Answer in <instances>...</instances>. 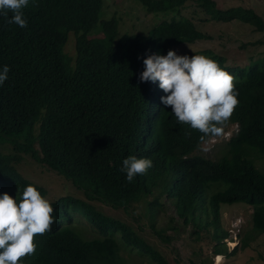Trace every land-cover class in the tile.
Here are the masks:
<instances>
[{"label":"trees","instance_id":"1","mask_svg":"<svg viewBox=\"0 0 264 264\" xmlns=\"http://www.w3.org/2000/svg\"><path fill=\"white\" fill-rule=\"evenodd\" d=\"M141 1L149 11L174 14L147 34H119L117 18L103 17L104 0H30L24 28L6 25L0 17V70L4 65L11 69L0 85V194L16 197L33 183L46 195L45 186L18 168L28 154L64 175L85 197L65 194L53 200L57 223L36 237L35 254L21 264H127L125 249L167 264L129 223L104 213L91 199L128 209L154 194L149 201L154 208L158 196L166 194L185 222L197 207L208 205L217 221L222 202L241 201L252 207L253 228L264 231V170L250 156H264V55L244 65L228 64L225 56L205 48L208 54L203 55L238 77L240 104L229 122L236 129L225 153L214 159L195 153L201 133L177 122L161 102L167 93L159 82H142L139 76L148 55H166L182 42L209 35L180 12L185 0ZM198 1L209 18L264 29V16L252 8L222 9L214 0ZM72 33L70 53L64 45ZM130 155L153 160V167L131 183L121 171ZM212 183L221 187L208 193ZM73 211L100 233L94 230L87 237L77 232Z\"/></svg>","mask_w":264,"mask_h":264},{"label":"rangeland","instance_id":"2","mask_svg":"<svg viewBox=\"0 0 264 264\" xmlns=\"http://www.w3.org/2000/svg\"><path fill=\"white\" fill-rule=\"evenodd\" d=\"M219 8L241 5L254 9L264 16V0H214ZM104 16L114 15L118 21V33L140 32L147 34L150 28L162 20L170 18L173 12L149 11L141 0H104ZM180 12L194 20L195 25L209 36L194 42L183 43L174 47L178 54L184 55L195 49L197 54H208L205 48L225 56L228 64L244 65L264 55V29L256 25L237 20H215L198 0H185ZM102 9L100 13V18ZM177 17L179 13L176 14ZM75 38L73 33L66 41L64 49L73 53ZM190 47V48H189ZM214 52V53H215ZM195 53L192 52L191 55ZM188 55V54H187ZM236 124L229 123L221 137L205 140L195 149V153L209 158H217L225 153L226 141L235 131ZM207 149V150H205ZM253 162L264 170V156L251 152ZM18 168L27 178L46 187V197L51 201L61 195L70 194L85 198L64 175L40 165L28 154L19 161ZM216 183L208 193L219 188ZM154 194L143 196L132 203L128 209L113 207L98 199L89 200L106 214L120 218L129 223L144 239L158 249L167 260V264H264V231L253 228L251 222V205L235 201L220 204L219 220H213L208 206L197 207L188 222L177 213L173 200L166 194L158 196V203L151 208L149 201ZM208 211V212H207ZM72 223L77 232L91 237L100 231L83 214L73 211ZM237 219V220H235ZM153 226V227H152ZM153 228L165 236H157ZM95 230V231H94ZM225 231L227 238L221 232ZM235 234V237L233 236ZM235 238L236 248L230 249L225 242ZM121 242V239L119 238ZM127 264H155L146 254L135 249H125ZM215 252L222 253L215 255Z\"/></svg>","mask_w":264,"mask_h":264},{"label":"clouds","instance_id":"3","mask_svg":"<svg viewBox=\"0 0 264 264\" xmlns=\"http://www.w3.org/2000/svg\"><path fill=\"white\" fill-rule=\"evenodd\" d=\"M29 3L30 0H0V17L6 25L27 27L25 9ZM190 49L194 55L178 54L174 48L166 55H148L143 59L144 70L139 79L159 82V87L167 93L161 102L171 108L177 122L200 132L201 142L211 141L224 134L240 104L238 77L217 60ZM10 70L8 65L0 70V85L8 79ZM186 136H191V132ZM152 167L151 158L130 155L123 160L121 171L131 183L134 177L146 174ZM53 204L33 183L16 197L7 191L0 194V264H21L24 258L35 254L36 237L51 232L57 223ZM234 239L225 241L230 249L238 244Z\"/></svg>","mask_w":264,"mask_h":264},{"label":"crops","instance_id":"4","mask_svg":"<svg viewBox=\"0 0 264 264\" xmlns=\"http://www.w3.org/2000/svg\"><path fill=\"white\" fill-rule=\"evenodd\" d=\"M216 254H221L222 255V253H216Z\"/></svg>","mask_w":264,"mask_h":264},{"label":"built area","instance_id":"5","mask_svg":"<svg viewBox=\"0 0 264 264\" xmlns=\"http://www.w3.org/2000/svg\"><path fill=\"white\" fill-rule=\"evenodd\" d=\"M233 236L235 237V234Z\"/></svg>","mask_w":264,"mask_h":264}]
</instances>
